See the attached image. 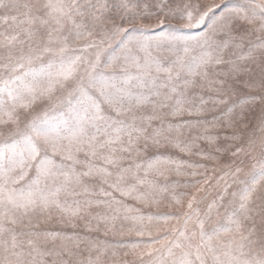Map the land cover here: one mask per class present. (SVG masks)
<instances>
[{"label":"snow or ice","instance_id":"1","mask_svg":"<svg viewBox=\"0 0 264 264\" xmlns=\"http://www.w3.org/2000/svg\"><path fill=\"white\" fill-rule=\"evenodd\" d=\"M0 264H264V0H0Z\"/></svg>","mask_w":264,"mask_h":264}]
</instances>
